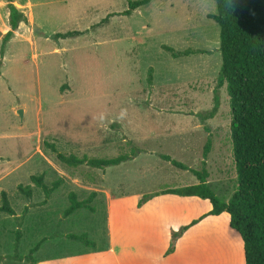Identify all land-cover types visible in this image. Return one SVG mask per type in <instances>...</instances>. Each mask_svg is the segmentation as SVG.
I'll return each instance as SVG.
<instances>
[{
  "label": "rangeland",
  "instance_id": "374dc122",
  "mask_svg": "<svg viewBox=\"0 0 264 264\" xmlns=\"http://www.w3.org/2000/svg\"><path fill=\"white\" fill-rule=\"evenodd\" d=\"M131 1L14 0L27 21L2 56L10 9L0 0V207L5 191L16 212L0 210V264H31L25 258L40 242L34 255L49 264H92L88 256L95 251L132 264L138 237L130 228L148 224L150 213L135 212V200L190 185L197 177L162 158L165 154L194 169L205 161L216 193L225 199L237 188L230 96L227 84L218 87L223 61L220 25L211 17L216 1L152 0L122 14ZM72 31L79 34L54 37ZM164 45L209 52L174 57ZM217 91L220 107L210 117ZM209 139L212 150L205 158ZM46 140L67 154L131 158L106 169L68 167ZM39 175L48 185L63 179L62 186L47 197L32 179ZM20 185L31 186L32 195ZM71 192L80 200L96 192L91 203L96 210L66 216ZM213 222L198 244L192 241L195 260H224V247L213 237L226 224ZM162 223L159 238L166 236ZM235 232L242 261L244 243ZM71 233H87L99 248L69 239Z\"/></svg>",
  "mask_w": 264,
  "mask_h": 264
},
{
  "label": "trees",
  "instance_id": "16d2710c",
  "mask_svg": "<svg viewBox=\"0 0 264 264\" xmlns=\"http://www.w3.org/2000/svg\"><path fill=\"white\" fill-rule=\"evenodd\" d=\"M10 9V30L4 35L1 55H4L7 43L14 37L22 22L27 16L19 10L14 0H7ZM152 0H135L129 4V9L122 14L131 15L137 8L147 5ZM217 13L211 17L220 25L222 53V67L218 78V87L227 84L232 111L231 131L233 139L234 157L237 168L238 185L229 200L221 197L208 181L210 172L206 167L194 169L174 159L171 155H162L167 161L184 170L192 171L200 180L198 184L179 188H166L162 191L145 194L138 203L142 207L150 198L160 194H177L181 196H198L209 199L212 210L201 218L174 232L172 244L168 253L174 251L176 242L191 226L197 224L207 215H219L223 212L230 214V226L243 239L246 264H264V0H215ZM107 17L105 20H108ZM79 34L78 31L57 33L55 38H66ZM174 57L189 56L194 53H207L205 50H176L164 45ZM1 65V62H0ZM149 84H153V69L150 70ZM215 94V106L210 117H215L220 107V94ZM45 146L51 149L57 159L68 167L106 169L120 165L131 158L130 154H121L116 157H91L89 155L67 154L59 150L54 142L45 141ZM212 140L209 139L204 150L207 158L212 150ZM32 179L42 188L47 197H50L62 186L63 179L56 180L52 185L44 181V175L33 176ZM28 196L32 195L31 186H19ZM96 195L93 192L89 198L80 200L76 192L69 195L70 205L65 215L70 216L79 209L86 208L95 211L91 203ZM1 211L15 215L7 192L2 193ZM21 229L17 230V244L22 239ZM68 238L95 249L97 242L87 233L68 234ZM41 242L31 249L30 255L25 258L31 264H40L34 253L40 248ZM19 257L18 260H23ZM112 264V263H109Z\"/></svg>",
  "mask_w": 264,
  "mask_h": 264
},
{
  "label": "crops",
  "instance_id": "0c3cea01",
  "mask_svg": "<svg viewBox=\"0 0 264 264\" xmlns=\"http://www.w3.org/2000/svg\"><path fill=\"white\" fill-rule=\"evenodd\" d=\"M208 181L214 189L215 184L211 172ZM191 182L193 183H190V185L198 184L200 180L197 177L195 178L194 176ZM182 185L186 184H181V187H184ZM226 199L228 200L229 198ZM126 200L123 199L122 202L125 203ZM138 202V200H135V202L133 203L135 212L137 211L138 213H143L148 210L150 211V213L148 224L145 225L144 222H142L141 224L135 223L132 228H130L135 237H138V242L134 244L135 247L132 264H246L245 255L243 256L242 261H239L237 259V256L239 254L237 253V249L235 247L236 240L233 234V232H236L230 226L231 217L228 212H223L219 215L210 214L205 216L197 224L191 226L178 239L174 251L168 253L172 238V232L174 230L179 231L182 226L188 225L193 220L198 219L202 215L208 214L213 208V205L209 199H203L198 196L161 194L156 195L142 207H138ZM213 221H219L221 224H223L224 222L226 224L225 227L221 225L223 228L221 230L217 228L214 229V231L216 232V236L213 237L216 240V244H218L222 248L224 247L223 250L220 251V253L224 254V260H195L192 254L195 253L194 248L197 245L195 243H192V241L197 242L198 240V244L201 236L200 234L202 232H207V229L212 228L213 223H216ZM161 222L165 223H162V225L166 226V236L159 238L160 236L158 235H161V233L158 232L160 231V229L157 226H159ZM225 232V235L228 234L227 239H225L224 234L222 235V233ZM97 248H99L98 242L96 249ZM102 257H104V261H100L103 259ZM88 258L89 261H96L92 262V264H123V262H121L120 260L111 257V255H104L101 253H97V251L90 254ZM39 262L40 264H49V261ZM73 262L74 261H72V263Z\"/></svg>",
  "mask_w": 264,
  "mask_h": 264
},
{
  "label": "water",
  "instance_id": "95a60500",
  "mask_svg": "<svg viewBox=\"0 0 264 264\" xmlns=\"http://www.w3.org/2000/svg\"><path fill=\"white\" fill-rule=\"evenodd\" d=\"M35 30H36V32L39 33V34H44V33L41 31L40 27L37 26V25H35ZM19 112H20L21 116H23V113H24L23 110H20Z\"/></svg>",
  "mask_w": 264,
  "mask_h": 264
}]
</instances>
